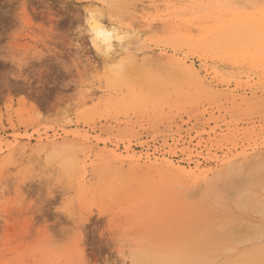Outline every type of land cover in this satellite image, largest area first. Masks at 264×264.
Masks as SVG:
<instances>
[{
	"label": "rangeland",
	"instance_id": "374dc122",
	"mask_svg": "<svg viewBox=\"0 0 264 264\" xmlns=\"http://www.w3.org/2000/svg\"><path fill=\"white\" fill-rule=\"evenodd\" d=\"M142 1L0 0V264H264V63L201 50L204 13L264 0ZM90 12L135 31L134 62L95 51Z\"/></svg>",
	"mask_w": 264,
	"mask_h": 264
},
{
	"label": "bare ground",
	"instance_id": "6f19581e",
	"mask_svg": "<svg viewBox=\"0 0 264 264\" xmlns=\"http://www.w3.org/2000/svg\"><path fill=\"white\" fill-rule=\"evenodd\" d=\"M106 2L107 1H111V0H96V2H98L99 4L102 5L103 2ZM118 2H120V0H117ZM148 5L152 6L153 5V1L152 0H146ZM146 1H142V3H145ZM224 1V0H223ZM236 3L238 1H235ZM91 3H94V2H91ZM241 3V2H238V4ZM122 4V3H121ZM230 4V3H229ZM133 5V4H132ZM138 5V4H137ZM140 5V4H139ZM240 5V4H239ZM246 6V5H245ZM135 7V6H134ZM146 8V6H143V8ZM144 8V9H145ZM151 8V7H150ZM149 8V9H150ZM104 9V8H103ZM134 9V8H133ZM110 10V9H109ZM113 10V9H111ZM93 11V10H92ZM95 11V10H94ZM114 11V10H113ZM116 11V10H115ZM204 11V10H203ZM213 12H211L210 10H208L206 13H204V17H211L213 20H214V26L213 28H211L210 30L207 31L208 35L211 36V40L207 42L206 46L204 49H201V50H207V51H210V52H215V49L217 47V45L219 44H223L224 47H226V52H225V56L227 57H231V58H235V59H242L243 61H248L250 63H254V62H262L264 63V11H260V13L258 14V16H255L254 14H242L238 11H234V10H231L230 9V17L227 19V20H220V16H219V11L220 9L218 7L212 9ZM215 11V12H214ZM96 12V11H95ZM95 12H90V16L87 18V27H88V30L90 32V35H91V39H92V44H93V48L95 49V51L100 55L102 56V58L106 61H116V60H122L124 62H128V63H132L134 62V60L136 59L137 56H135L133 53L134 52H137L138 49H136V45L137 44H140L142 41L141 39L139 38V36L135 33L134 30H132L131 28H127V27H122L120 25V23H116L115 21H112V20H108L107 23H105V21L103 19H101L100 17L103 18L102 14H98L100 16H96ZM101 12V11H100ZM119 12V11H118ZM110 13V12H109ZM120 13V12H119ZM111 14V13H110ZM113 14V13H112ZM120 15V14H119ZM122 17V15H121ZM124 17V16H123ZM122 17V18H123ZM127 17V16H126ZM142 17V16H141ZM117 20V19H116ZM146 22V21H144ZM135 23V22H134ZM150 24V23H149ZM177 24V23H176ZM157 28V27H156ZM148 29V28H147ZM146 30V29H144ZM144 33V32H143ZM146 33H147V30H146ZM99 34V35H98ZM184 41L183 38L180 37V39H175V40H172V44L173 45H180L182 44ZM134 45V46H133ZM148 46V45H147ZM170 46V45H169ZM171 50V49H170ZM175 52V51H174ZM176 53V52H175ZM182 54V53H181ZM178 55V54H177ZM160 56V55H159ZM181 57V56H180ZM187 58V57H186ZM172 61L176 62V63H180V62H183L184 58H175L174 56H172L170 58ZM126 60V61H125ZM150 60V59H149ZM206 61V60H205ZM184 63V62H183ZM137 65V64H136ZM144 66V65H143ZM146 66V65H145ZM144 66V67H145ZM160 67V66H159ZM131 68V67H130ZM166 68V67H165ZM186 68V67H185ZM161 69V68H160ZM164 69V68H163ZM189 70L192 75H194L196 72H195V69L189 67ZM137 72V71H136ZM161 73V72H160ZM169 74V72H168ZM202 74V73H201ZM229 74V73H228ZM174 75H176L174 73ZM178 75V74H177ZM176 75V76H177ZM204 75V74H203ZM161 76V75H160ZM198 76V75H197ZM246 76V75H245ZM247 77V76H246ZM252 78V77H251ZM181 80V79H180ZM232 81V80H231ZM228 82V81H226ZM263 90V89H262ZM187 99V98H186ZM243 104V103H242ZM76 136V135H75ZM256 139V138H255ZM264 139V138H263ZM262 140V139H261ZM263 145V143H262ZM255 146V145H253ZM256 147V146H255ZM260 147V146H259ZM57 149V148H56ZM58 150V149H57ZM111 151V150H110ZM251 152V151H249ZM244 154V153H243ZM120 155V154H118ZM245 155V154H244ZM122 155H120L121 157ZM146 157V156H145ZM228 157V156H227ZM237 157V156H235ZM230 158V157H229ZM123 159V157H122ZM125 159H126V156H125ZM150 159V158H149ZM154 159V158H153ZM226 159V158H225ZM254 159V158H253ZM128 160L132 161V162H135V163H138L139 160H140V156H135L134 155H131L130 157H128ZM144 160V159H143ZM159 159H155V161L153 162H149L148 164V167H154V166H159L161 168L162 167H165L167 169H171L172 171H175L176 173L182 175V176H185L186 178L188 177H191V178H194L193 181H195V178L197 179L198 178H201L200 176L203 175V176H206L208 173H210V168L209 169H201L199 166H196L195 168L193 169H186V168H175V165L173 166L172 165V162L169 161L167 158H163L161 161H157ZM224 160V159H223ZM149 161V160H147ZM224 161H228L227 160H224ZM223 161V162H224ZM141 162V160H140ZM221 163V162H220ZM229 163V162H228ZM227 163V164H228ZM240 163V162H239ZM260 163V162H259ZM228 166V165H226ZM260 165L258 164L256 168H258ZM241 167V164H239V169ZM238 168V167H237ZM235 170L234 174H237L236 171L240 172L239 170ZM262 165L259 167V170L262 171ZM143 169V168H141ZM159 169V168H158ZM228 169V167H227ZM226 169V170H227ZM246 169H249V168H246ZM140 170V169H139ZM231 170V169H229ZM228 172H232V171H229ZM257 170V171H259ZM246 171V170H244ZM255 169L252 171V173L247 176V178H251L252 177V174L255 175ZM256 171V175H255V179L254 177L250 180L254 181L255 183L258 182V185L260 184L261 187H263L264 185V181H262V179H264V173H261V171H259V174L257 173ZM264 171V170H263ZM262 171V172H263ZM217 173V172H216ZM247 173V172H246ZM245 173V174H246ZM227 174V173H226ZM249 174V173H248ZM223 175V174H222ZM228 175V174H227ZM184 177V178H185ZM217 177V176H216ZM223 177V176H222ZM227 176H224V179L227 181L229 180V178L231 176H228L229 178L227 179L226 178ZM238 176H236L237 178ZM233 178V176L231 177ZM230 178V179H231ZM258 178H261V183H259V181H256ZM203 179V178H202ZM201 180V179H200ZM223 180V181H225ZM241 180V178H240ZM238 180V181H240ZM249 180V181H250ZM203 181V180H202ZM209 181V180H208ZM217 181V179H216ZM222 182L221 185L225 186L226 184L228 185V183L230 182L231 183V180L230 181H227V182ZM232 181H234L232 179ZM243 181H244V177H243ZM251 181V183H253ZM199 182V181H198ZM221 182V180H220ZM242 182V181H241ZM208 183V182H207ZM206 183V187L208 186L210 188V185H207ZM213 183V182H212ZM214 183H217V182H214ZM213 183V184H214ZM223 183H226V184H223ZM234 183V182H232ZM249 183V182H248ZM211 184V185H213ZM203 185V184H202ZM218 185V184H217ZM220 185V184H219ZM241 185V184H240ZM229 186V185H228ZM227 186V187H228ZM233 186V185H232ZM231 184L229 186V188L232 187ZM239 186V185H238ZM236 186H233V187H238ZM248 186V185H247ZM256 186V185H255ZM176 187V186H175ZM212 187V186H211ZM213 187H215L213 185ZM260 187V186H259ZM258 187V188H259ZM216 188H219L216 186ZM241 188V187H240ZM252 188V187H251ZM255 188V187H254ZM203 192H206V189L203 188ZM233 189V188H232ZM260 190H262L261 188H259ZM212 190L214 191V189L212 188ZM228 190V188L226 189ZM234 190V189H233ZM236 190V189H235ZM234 190V191H235ZM264 190V189H263ZM230 191V190H229ZM240 191V190H239ZM238 191V192H239ZM231 192V191H230ZM237 192V191H236ZM242 192V190L240 191ZM239 192V193H240ZM246 192V191H244ZM244 192L241 193V195L243 194L244 195ZM249 191H247L246 193H248ZM263 192V191H262ZM208 193V192H207ZM254 193V192H252ZM222 194V193H221ZM250 194V193H249ZM247 195V194H246ZM226 196V195H225ZM240 196V195H239ZM238 196V198H239ZM248 196V195H247ZM240 201L242 200V197H240ZM253 198V197H252ZM251 198V199H252ZM248 199V198H247ZM251 202V200H250ZM248 203V202H247ZM251 205V203H249ZM252 206H253V203H252ZM256 206V205H255ZM253 208V207H252ZM257 210V209H256ZM260 216V215H259ZM256 238V237H255ZM212 240V238L210 239ZM209 240V241H210ZM215 240V239H213ZM216 241V240H215ZM200 244V243H199ZM198 247V246H197ZM200 247V246H199ZM258 247V246H257ZM262 247V245H261ZM202 248V247H200ZM264 248V247H262ZM223 249V248H221ZM220 249V250H221ZM226 249V248H225ZM254 249H257L254 247ZM261 249V248H260ZM191 250V249H190ZM259 250V249H258ZM258 250H254V251H258ZM224 251V250H222ZM252 252V250L250 251V253ZM262 252V251H261ZM209 253H211L209 251ZM249 253V252H248ZM247 253V254H248ZM254 253V252H253ZM252 253V254H253ZM244 254V253H243ZM256 254V253H255ZM254 254V255H255ZM200 255V254H199ZM198 255V256H199ZM217 255V254H216ZM240 255V254H238ZM246 255V254H245ZM253 255V256H254ZM242 256V255H241ZM252 256V257H253ZM200 257V256H199ZM198 257V258H199ZM237 257V256H236ZM235 257V258H236ZM201 259H203L202 257H200ZM214 258V257H213ZM245 259V257H243ZM247 258H248V255H247ZM191 259V258H190ZM206 259V258H205ZM208 259V258H207ZM210 259V258H209ZM240 259V258H239ZM252 259V258H251ZM259 259V258H258ZM234 260V259H233ZM236 260V259H235ZM234 260V261H235ZM220 262V261H219ZM233 262V261H232ZM239 261L236 260V264L238 263ZM247 261H245V264H246ZM223 263V262H222ZM240 263V262H239ZM252 263V262H251ZM249 262V264H251ZM256 263V262H254ZM224 264H225V261H224ZM230 264V263H228ZM233 264V263H232ZM259 264V263H258Z\"/></svg>",
	"mask_w": 264,
	"mask_h": 264
},
{
	"label": "clouds",
	"instance_id": "9594fccd",
	"mask_svg": "<svg viewBox=\"0 0 264 264\" xmlns=\"http://www.w3.org/2000/svg\"><path fill=\"white\" fill-rule=\"evenodd\" d=\"M99 35V34H98Z\"/></svg>",
	"mask_w": 264,
	"mask_h": 264
}]
</instances>
